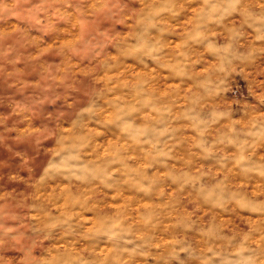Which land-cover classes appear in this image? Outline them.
<instances>
[{
    "label": "clouds",
    "instance_id": "1",
    "mask_svg": "<svg viewBox=\"0 0 264 264\" xmlns=\"http://www.w3.org/2000/svg\"><path fill=\"white\" fill-rule=\"evenodd\" d=\"M0 264H264V0H0Z\"/></svg>",
    "mask_w": 264,
    "mask_h": 264
}]
</instances>
